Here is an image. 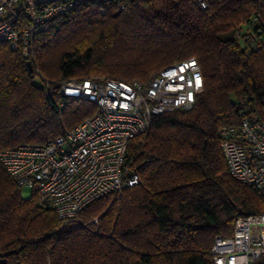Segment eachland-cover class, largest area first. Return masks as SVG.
Segmentation results:
<instances>
[{
    "label": "trees",
    "instance_id": "1",
    "mask_svg": "<svg viewBox=\"0 0 264 264\" xmlns=\"http://www.w3.org/2000/svg\"><path fill=\"white\" fill-rule=\"evenodd\" d=\"M203 1L87 0L37 33L32 59L0 41V150L45 142L96 112L64 101L58 81L147 80L191 56L203 76L190 109L154 116L130 140L140 182L71 219L25 199L0 162V264H213L214 238L264 212V196L229 174L219 135L244 117L264 121V0Z\"/></svg>",
    "mask_w": 264,
    "mask_h": 264
},
{
    "label": "built area",
    "instance_id": "2",
    "mask_svg": "<svg viewBox=\"0 0 264 264\" xmlns=\"http://www.w3.org/2000/svg\"><path fill=\"white\" fill-rule=\"evenodd\" d=\"M86 1L0 0V41L32 59L37 33ZM197 1L205 7L203 0ZM32 66L33 83L49 90L48 80L33 62ZM57 84L64 101H90L96 112L45 142L0 150V162L39 206L71 219L98 198L140 182L127 163L130 140L146 132L154 116L190 109L203 89V76L198 60L191 56L147 80L92 76ZM219 135L229 174L264 196V121L244 117L238 125L222 127ZM210 253L213 264H252L264 256V212L237 216L231 235L216 236Z\"/></svg>",
    "mask_w": 264,
    "mask_h": 264
},
{
    "label": "rangeland",
    "instance_id": "3",
    "mask_svg": "<svg viewBox=\"0 0 264 264\" xmlns=\"http://www.w3.org/2000/svg\"><path fill=\"white\" fill-rule=\"evenodd\" d=\"M33 70V69H32ZM93 76H102V75H93ZM30 194V190L27 189V188H22V196L25 198V199H29L30 197L32 196H28Z\"/></svg>",
    "mask_w": 264,
    "mask_h": 264
},
{
    "label": "water",
    "instance_id": "4",
    "mask_svg": "<svg viewBox=\"0 0 264 264\" xmlns=\"http://www.w3.org/2000/svg\"><path fill=\"white\" fill-rule=\"evenodd\" d=\"M26 66H27V70L29 73L32 72L33 66H32V61L31 60H27L26 61Z\"/></svg>",
    "mask_w": 264,
    "mask_h": 264
}]
</instances>
